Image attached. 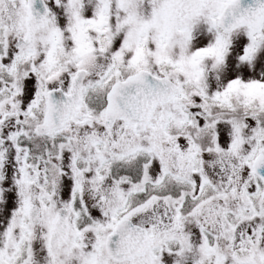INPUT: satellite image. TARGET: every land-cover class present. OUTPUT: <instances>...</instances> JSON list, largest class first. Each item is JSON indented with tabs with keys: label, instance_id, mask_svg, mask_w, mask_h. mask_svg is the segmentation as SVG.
<instances>
[{
	"label": "snow or ice",
	"instance_id": "obj_1",
	"mask_svg": "<svg viewBox=\"0 0 264 264\" xmlns=\"http://www.w3.org/2000/svg\"><path fill=\"white\" fill-rule=\"evenodd\" d=\"M0 264H264V0H0Z\"/></svg>",
	"mask_w": 264,
	"mask_h": 264
}]
</instances>
